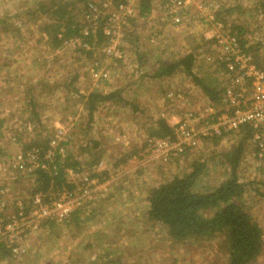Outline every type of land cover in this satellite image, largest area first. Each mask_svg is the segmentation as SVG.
I'll return each instance as SVG.
<instances>
[{
  "label": "rangeland",
  "instance_id": "obj_1",
  "mask_svg": "<svg viewBox=\"0 0 264 264\" xmlns=\"http://www.w3.org/2000/svg\"><path fill=\"white\" fill-rule=\"evenodd\" d=\"M38 1L40 0H0V119L3 120L0 130V187L3 185L9 189V205L18 198L29 201L38 191H35L36 179L22 170L13 169L8 155L16 156L24 151L22 144L29 146L34 142H42L45 134L55 137L59 131L62 132L60 137L63 140L69 139L62 157L69 153L77 157L81 162L82 172L95 177L106 168L95 172L93 166L102 164V169L106 163L112 165L97 186L103 193H98L101 191L97 190L98 196L96 193L94 201L79 208L81 215L83 212L86 216L92 215L91 211L98 205L96 199L102 197L100 199L103 200L107 195L109 198L104 201L106 203L101 205L100 210L103 211L101 216H107L104 210L112 206L108 200L113 199L116 185L124 178L127 180L123 183L129 188L126 196L134 195L136 200L140 197L138 194L139 189L143 188L142 183L145 184L143 190L152 189L176 175L189 172L194 160L205 161L207 164V170L198 179L203 188H214L228 177L229 171L221 161L222 153L234 147L238 139L236 132L224 134L217 142L214 137L204 139L195 149H187L185 153L171 156L168 160L151 158L150 154H146L147 139L153 137L148 134L149 128L163 117L161 113L166 115L167 123L172 127L174 120H171L170 109H180L182 106L179 102L169 104L166 99L168 90L187 93L192 100L190 107L193 109H204L210 102L218 104L209 98L192 76L181 69L161 78L154 77L153 73L161 59L171 63L193 54L194 75L206 86L222 90L225 75L223 65L217 60L221 49L211 36L217 31L232 33V25H242L246 32L245 38L251 36L264 40V0H194L198 6L193 5V2L186 6L185 20L180 25H174L170 21L163 22V0H150L151 12L147 17L136 14L130 18L128 25L121 28L117 38L121 57L102 52L103 40L98 41L96 38L91 43L94 50H83L79 41H65L62 47L53 48L40 28L47 19L40 12H34ZM74 1L77 18L84 22V3ZM141 3L142 0H134L133 5L140 9ZM210 3H213L212 6H219L217 13H221L224 22L214 14L206 15L213 11ZM204 7L207 8L206 12L202 10ZM29 11L33 15H27L26 12ZM217 22L223 25L222 29L216 26ZM252 53L256 63L264 66V45L261 53ZM95 67L108 70L109 79L93 75ZM96 89H107L109 93L120 89L121 100L115 98L99 104L90 119L83 108L84 97L79 95ZM28 123L31 124L30 128ZM95 142H98L97 145ZM87 146L88 149L85 148ZM128 155L131 158L122 162ZM116 163L120 165L117 166ZM119 166L121 167L118 168ZM237 173L241 181L248 183L239 202L260 224L264 233V160L254 156V147L249 142ZM69 180L76 182L72 177ZM42 190L41 188L39 191ZM58 192L59 189L55 188L43 193L57 197ZM110 211L108 210V215L113 219ZM69 219L68 216L56 221L52 228L47 224V229L59 233L62 240L55 242L53 239H46L44 246L37 250L38 259L49 257L56 247L71 248L70 233L76 234L80 229L74 221L71 222L73 219L69 223ZM96 222H92L95 228L107 225L95 224ZM80 226L86 232L95 231L94 228L88 229L90 224L87 226L81 222ZM41 227L22 241L26 251L21 259L30 252L33 242L37 241L36 237L49 232L46 229L42 233L41 230L44 229ZM121 234L123 231L117 236ZM158 234L163 239L161 246L166 249V256H163L165 264L228 263L229 243L226 234L179 241L165 237L160 228ZM100 237L101 233L90 242L98 244ZM84 241L86 243L87 239ZM134 259L126 263L132 264ZM255 264H264V247Z\"/></svg>",
  "mask_w": 264,
  "mask_h": 264
},
{
  "label": "built area",
  "instance_id": "obj_2",
  "mask_svg": "<svg viewBox=\"0 0 264 264\" xmlns=\"http://www.w3.org/2000/svg\"><path fill=\"white\" fill-rule=\"evenodd\" d=\"M194 0H163V22L170 21L180 25L185 20V8ZM134 0H87L85 4L84 34L90 32L96 36V31L102 29L104 40L102 52L109 56L121 57L118 45V34L122 27L128 25L132 16L139 14L133 5ZM213 18V16H211ZM223 28L220 22L216 23ZM213 34V33H212ZM216 46L220 47L217 60L223 65L224 86L218 104L204 109L191 108L190 96L179 90H168L166 99L170 105L179 102L180 109L171 108V123L173 137L147 139L146 154L151 158L168 160L171 156L185 153L187 149H195L204 139L222 136L249 126L252 135L249 143L254 147V156L264 160V66L256 63L254 55L242 48L238 35L222 31L211 36ZM249 43L259 47L262 52L264 40L249 36ZM86 50H94L92 44L84 43L81 39L70 40L77 42ZM67 42V41H66ZM210 59V57H209ZM98 78L109 79V71L95 67L92 72ZM166 118L164 113H161ZM28 127L31 124L28 123ZM29 127V128H30ZM62 132L51 138L50 147L44 155L36 147L29 151H22L16 156L9 157L11 167L31 173L41 167L49 173L56 169L54 151L60 142H69L68 138L60 137ZM64 154V148H61ZM102 164L93 166L99 172ZM98 167V168H97ZM82 168V167H81ZM78 170L66 169L67 186L59 189L56 196H46L42 191L35 192L29 201L16 199L11 205L7 203L8 190L0 187V244H4L15 258L24 255L26 249L22 241L48 220H60L84 204L94 201L97 186L102 176H92ZM75 178L76 182L69 180ZM53 191L52 189H49ZM6 195V197H5ZM5 197V199H3Z\"/></svg>",
  "mask_w": 264,
  "mask_h": 264
},
{
  "label": "trees",
  "instance_id": "obj_3",
  "mask_svg": "<svg viewBox=\"0 0 264 264\" xmlns=\"http://www.w3.org/2000/svg\"><path fill=\"white\" fill-rule=\"evenodd\" d=\"M79 1L84 3L85 7L87 0ZM74 4L75 1L72 0L71 2H67V0H40L37 2L34 12H40L47 19L40 28L47 35L49 43L52 44L53 48H60L65 41L69 42L76 39H81L84 43L88 44L94 41L93 38H96L98 41L104 40L102 29L96 31L97 37L91 32L84 34V23L78 20V13L75 11ZM150 12L151 1L142 0L139 16L147 17ZM222 17L219 14L217 19L224 22ZM232 27V34L240 37L239 42L242 48L246 51L256 52L257 54L259 47L255 44H250L249 39L244 37L246 32L243 26L232 25ZM81 48L85 50L83 47ZM194 60L193 54H188L178 61L171 63H167L161 59L153 76L158 78L166 77L172 75L177 69H181L187 75L192 76L195 82L204 88L211 100L219 102L223 89L217 90L203 84L202 80L194 75L192 71ZM120 94L119 90L106 94L95 90L86 97L83 96L89 118L92 119L93 113L99 104L107 103L115 98L121 100ZM2 123L0 119V130L3 126ZM233 132H236L238 139L231 150L222 153L223 158L221 159L223 166L229 171L228 177L214 188H203L199 185L198 179L207 170V164L205 161L194 160L189 172L181 176L176 175L169 181L150 190L148 196V218L153 222L165 226L169 231V237L178 241L188 238L213 237L218 234H226L229 243V259L227 264H255L263 251L264 233L260 224L254 220L248 210L239 202V199L246 192L248 183L241 181L237 173L244 158L252 130L249 126H244ZM148 134L157 138L173 137V129L166 119L160 117L155 121L154 126L149 128ZM44 136L42 142H34L29 146H22L24 151L27 152L39 147L41 154L44 155L48 150L52 149L50 147L52 137L46 134ZM223 136L224 134L216 136L214 140L216 142L217 140L220 141ZM68 143L62 141L59 146L53 149L56 169L52 173L47 172L41 167L31 173V177L36 179L35 191L41 188L45 191L69 186L65 170H78L82 166L78 158L74 157L71 153L62 157L63 152L61 148H65ZM97 143L95 142L96 145ZM85 148L88 149L89 147ZM129 158H131L130 155L125 157L122 162H127ZM105 173V171L102 172L100 176H104ZM79 210L76 209L70 213L69 223L73 219L71 222L74 221L75 225L78 226L80 225V221H84V219H81L82 215ZM47 224L52 228L55 226L56 220L45 221L41 228ZM0 253L12 256L10 250L4 244H0Z\"/></svg>",
  "mask_w": 264,
  "mask_h": 264
},
{
  "label": "crops",
  "instance_id": "obj_4",
  "mask_svg": "<svg viewBox=\"0 0 264 264\" xmlns=\"http://www.w3.org/2000/svg\"><path fill=\"white\" fill-rule=\"evenodd\" d=\"M192 4L198 6L197 2H193ZM212 4L213 3H210L209 5L212 6ZM218 7V5L212 6L213 11L206 13V15L209 16L211 14H214L217 17L219 14H221L217 13ZM202 10L203 12H206L207 8L204 7ZM30 12L31 11L26 12L27 15H31ZM22 62L23 66H25L23 60ZM96 90L105 94L106 92L109 93L107 89ZM74 91L77 93H81V91L77 89H74ZM88 94L90 93L79 95V97L86 96ZM83 108L85 111H87L86 106H83ZM57 126L58 125H56V128ZM144 146L141 148V150H143ZM144 162L145 161H142V163ZM132 163L133 162L131 161L130 166H132ZM111 167L112 165H108V163H106L104 164L102 169L106 168V170H110ZM120 167L121 166H119L118 168ZM118 176L119 174H117L116 177ZM126 180L127 179L124 178L116 185L113 199L108 200L112 203V206H108L107 210H104V212L107 213V216H101V213L103 211H100L102 208L101 205L105 204L106 202L104 201L109 198V196L107 195V198L103 197V200L100 199L102 197L98 198L100 200L96 199L98 201V205L94 207L93 211H91L92 215L89 214L86 216L83 212L81 219H84L83 222L87 226H89V224L91 225L90 227H88V229L94 228L95 231L90 232L88 230L86 232L85 230H81L82 228L79 225L78 229H80V232L76 234L70 233V236H72V244L70 246L71 248L64 249L56 247V249L49 255V257L47 256L38 259L37 254L39 253V251L37 250H39L38 248L41 249V246H44V242L46 239H53V241L55 242L62 240L59 233H57L56 231L48 230V225H46L42 228L44 230H41V232H45L46 229L49 232L43 233V236L39 235L38 237H36L37 241L33 242L32 247L30 248V252L28 251L29 253H27L26 257H24L23 259H16L10 255H3V253H0V264H128L126 262L133 258L135 259L132 261V264H165L166 261L163 256H166V249L165 247L161 246V241H163V239L161 235L158 234V231L160 228L162 230V233H164L165 237L167 236L168 239L170 238L168 235L169 231L168 229H165V226L161 225L160 223L153 222L148 218V196L151 189L145 188L143 190L145 184L142 183L143 188H138V196L140 195V197H137L136 200H134V195L126 196L125 194L129 190V188H127L128 186L124 185L123 183V181ZM98 191L101 190L98 189ZM98 193H103V191ZM118 198H120L119 201ZM108 210H111L110 212L112 213L110 214L114 216L113 219L110 215H108ZM89 216H94L95 218L91 219L89 218ZM93 221H97L95 224L106 223L107 225H99L95 228L92 223ZM79 224H81V221L79 222ZM121 231H123V234L117 236V234H120ZM99 233H101V237L98 239V244L90 242V240L95 238ZM86 239L87 242L84 243V240ZM41 241H43V243ZM114 258H116V260Z\"/></svg>",
  "mask_w": 264,
  "mask_h": 264
}]
</instances>
